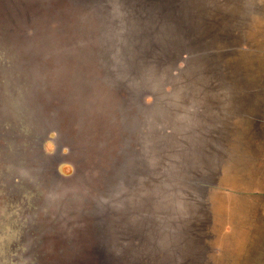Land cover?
<instances>
[{"label":"rangeland","instance_id":"obj_1","mask_svg":"<svg viewBox=\"0 0 264 264\" xmlns=\"http://www.w3.org/2000/svg\"><path fill=\"white\" fill-rule=\"evenodd\" d=\"M0 264H264V0H0Z\"/></svg>","mask_w":264,"mask_h":264},{"label":"bare ground","instance_id":"obj_2","mask_svg":"<svg viewBox=\"0 0 264 264\" xmlns=\"http://www.w3.org/2000/svg\"><path fill=\"white\" fill-rule=\"evenodd\" d=\"M189 121L191 122V119H189V120L187 119L186 123L190 124ZM183 124H185V122H183ZM182 131L183 132L186 131L185 125L182 126ZM192 133H193L192 128L190 126L189 127L187 126V134L191 135Z\"/></svg>","mask_w":264,"mask_h":264},{"label":"water","instance_id":"obj_3","mask_svg":"<svg viewBox=\"0 0 264 264\" xmlns=\"http://www.w3.org/2000/svg\"><path fill=\"white\" fill-rule=\"evenodd\" d=\"M193 250V249H192Z\"/></svg>","mask_w":264,"mask_h":264}]
</instances>
